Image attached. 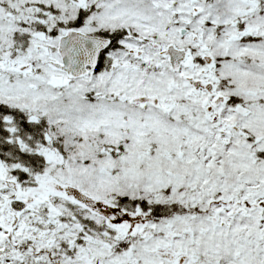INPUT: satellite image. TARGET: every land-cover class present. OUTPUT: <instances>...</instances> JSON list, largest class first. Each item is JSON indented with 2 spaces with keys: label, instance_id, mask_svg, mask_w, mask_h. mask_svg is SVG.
Listing matches in <instances>:
<instances>
[{
  "label": "snow or ice",
  "instance_id": "1",
  "mask_svg": "<svg viewBox=\"0 0 264 264\" xmlns=\"http://www.w3.org/2000/svg\"><path fill=\"white\" fill-rule=\"evenodd\" d=\"M0 264H264V0H0Z\"/></svg>",
  "mask_w": 264,
  "mask_h": 264
}]
</instances>
